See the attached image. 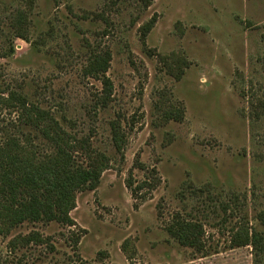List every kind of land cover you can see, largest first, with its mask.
<instances>
[{
    "label": "rangeland",
    "instance_id": "1",
    "mask_svg": "<svg viewBox=\"0 0 264 264\" xmlns=\"http://www.w3.org/2000/svg\"><path fill=\"white\" fill-rule=\"evenodd\" d=\"M61 150L71 225L11 224ZM263 212L264 0H0V264H264Z\"/></svg>",
    "mask_w": 264,
    "mask_h": 264
},
{
    "label": "trees",
    "instance_id": "2",
    "mask_svg": "<svg viewBox=\"0 0 264 264\" xmlns=\"http://www.w3.org/2000/svg\"><path fill=\"white\" fill-rule=\"evenodd\" d=\"M99 179L100 173L95 168L83 167L63 150L51 158L47 165H31L23 173L8 174V185L16 202L10 223L16 224L13 222L26 218L32 222L57 221L71 225L69 213L75 193L86 187H95ZM259 216L264 222V212ZM190 226L187 223H178L170 229L186 232ZM75 237V242H78V235ZM248 237L256 263L263 261L264 230L250 227Z\"/></svg>",
    "mask_w": 264,
    "mask_h": 264
}]
</instances>
